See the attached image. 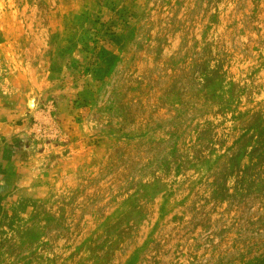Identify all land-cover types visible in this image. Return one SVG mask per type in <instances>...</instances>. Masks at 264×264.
<instances>
[{"label": "rangeland", "instance_id": "1", "mask_svg": "<svg viewBox=\"0 0 264 264\" xmlns=\"http://www.w3.org/2000/svg\"><path fill=\"white\" fill-rule=\"evenodd\" d=\"M264 0H0V264H257Z\"/></svg>", "mask_w": 264, "mask_h": 264}, {"label": "trees", "instance_id": "2", "mask_svg": "<svg viewBox=\"0 0 264 264\" xmlns=\"http://www.w3.org/2000/svg\"><path fill=\"white\" fill-rule=\"evenodd\" d=\"M257 264H264V257L260 258V260L257 262Z\"/></svg>", "mask_w": 264, "mask_h": 264}]
</instances>
